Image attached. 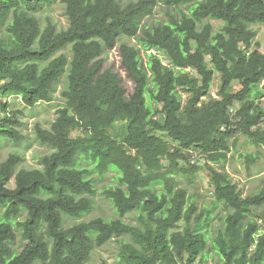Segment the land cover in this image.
<instances>
[{
	"label": "trees",
	"instance_id": "trees-1",
	"mask_svg": "<svg viewBox=\"0 0 264 264\" xmlns=\"http://www.w3.org/2000/svg\"><path fill=\"white\" fill-rule=\"evenodd\" d=\"M55 1L0 0V142L22 139L10 97L29 107L52 102L67 78L55 121L49 129L36 126L40 142L54 149L43 158L44 168L17 171V155L0 165V264H86L95 247L122 236L130 240L121 242L120 264H196L209 247L213 218L198 212L180 186V176L201 170L192 162L194 151L208 161L204 169L215 201L230 210L213 250L222 264H264V229L253 216L264 207V184L243 197L230 175L214 166L228 161L237 134L264 146L258 102L264 97V53L253 49L257 34L251 28L264 23V0H167L188 13L141 36L142 21L159 0H60L69 19L62 31L52 23L42 28L37 18ZM206 19L223 26L215 30ZM123 36L137 37L138 45L118 47ZM117 47L133 83L130 92L103 57ZM154 51L164 53L168 64ZM216 72L220 97L203 102ZM110 170L118 173V185L104 196L118 217L66 227L65 217L80 220L93 210L92 174ZM130 214L137 224L124 221ZM18 231L24 245L15 252Z\"/></svg>",
	"mask_w": 264,
	"mask_h": 264
},
{
	"label": "rangeland",
	"instance_id": "rangeland-1",
	"mask_svg": "<svg viewBox=\"0 0 264 264\" xmlns=\"http://www.w3.org/2000/svg\"><path fill=\"white\" fill-rule=\"evenodd\" d=\"M129 1L136 0H123L122 3L126 5ZM167 0H159L158 4L153 9L152 13L147 15L141 25L139 36L147 29L169 22L171 18H179L183 11L188 13L185 6H170L166 3ZM37 18L42 26L45 28L49 23H52L57 31L67 29L69 26V19L66 13L65 4L58 0L50 5H47L42 11L37 13ZM210 22L215 30H219L223 26V22L214 19H206ZM251 28L256 32L254 39V48L264 53V23L252 24ZM136 38L121 37L118 42V47L123 43H129L131 45H138ZM118 47L112 50H106L103 57L106 61V66L114 67L123 77V82L128 92L132 91L133 83L127 77L125 70L120 64V55ZM157 53L164 63L168 64L167 57L160 51H154ZM69 56L72 55L70 47L65 50ZM145 57V53H143ZM209 61L210 58H207ZM146 61V59H145ZM192 74L195 73L193 69H188ZM66 75L61 79L60 83L56 86L54 92V101L52 102H40L33 107H29L23 103L20 97L12 96L10 100V113L13 117H16L19 121L17 129L22 136L19 142H15L11 139L3 140L0 142V165L9 156L17 155L21 157V162L17 166V171L20 169H43V158L50 155L54 149L46 144L40 142L36 133V126L40 125L43 128L49 129L52 123L55 121L58 115V109L64 106L65 100L62 96V91L66 87ZM238 85H236L237 88ZM221 87V77L219 73H215L212 88L209 96L203 98V102H209L214 98H219V91ZM184 100L188 94L180 89ZM264 107V97L258 100ZM239 104H236L235 108H238ZM4 115L3 113L1 114ZM264 128V121L261 125ZM231 151L228 154V161L215 165L219 170L228 173L232 181L236 184L238 190L242 193L243 197L253 195L261 190L264 184V146H254L244 135L237 134L231 140ZM193 163L200 166L201 170L197 175L188 178L180 176L181 187L187 190L189 199L194 202L198 207V212L208 211L211 212L212 221L208 228V241L209 247L205 251L204 256L196 264H222L220 256L213 250L211 243L217 235L218 231L224 227V219L229 213V208L223 203H217L215 200V186L210 180L205 171V165L207 159L205 156L198 152H193ZM84 166L91 167L92 164L84 162ZM118 173L114 170H110L104 175H100L97 172L92 176L95 180L97 188V194L93 197L94 207L93 210L86 214L80 220L71 219L65 217L69 225L79 221H90L97 217H103L105 219H114L118 217V214L109 199L104 196V190L110 187L118 185L117 179ZM9 185L14 187V181ZM3 209H0V221L2 220ZM253 216L256 218L262 228L264 229V207L255 209ZM26 218V214L20 218L23 220ZM124 221L132 224H137L136 214H130L124 218ZM186 227L185 222L179 223V230H183ZM198 231V230H197ZM18 239L13 244L14 251H19L24 243L20 238V232H17ZM123 240H130L127 236L114 238L100 247H95L91 258L86 264H120L119 252L121 249V242Z\"/></svg>",
	"mask_w": 264,
	"mask_h": 264
}]
</instances>
